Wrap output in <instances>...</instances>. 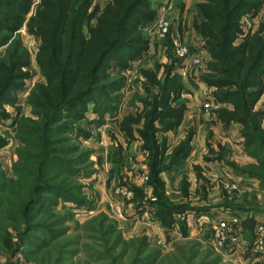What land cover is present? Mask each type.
Returning <instances> with one entry per match:
<instances>
[{
	"label": "rangeland",
	"instance_id": "374dc122",
	"mask_svg": "<svg viewBox=\"0 0 264 264\" xmlns=\"http://www.w3.org/2000/svg\"><path fill=\"white\" fill-rule=\"evenodd\" d=\"M158 1L142 29L148 51L122 73L124 86L106 94L118 101L96 96L80 116L53 125L28 102L42 80L36 39L19 30L17 53L24 57L13 67L7 62L13 45L0 46V84L8 85L0 99V264H264V244L257 252L252 247L258 227L264 231V147L253 155L236 127L223 130L210 121L217 105L203 106L211 99L201 81L204 59L196 55L200 40L190 39L189 29L180 33L182 19L172 15L178 0ZM199 1L182 3V12ZM262 3L254 17L242 18L245 33L264 23ZM164 6L169 33L160 36L154 20ZM176 35L188 56L201 61L183 75ZM171 70L184 85L181 99L198 114L191 111L192 122L186 117L167 143L163 165L155 166L140 141L125 142L116 122L149 107ZM257 107L264 108V87ZM182 145L185 156L193 150L183 166L184 157L173 158ZM215 220L235 230L222 250L211 242Z\"/></svg>",
	"mask_w": 264,
	"mask_h": 264
},
{
	"label": "trees",
	"instance_id": "16d2710c",
	"mask_svg": "<svg viewBox=\"0 0 264 264\" xmlns=\"http://www.w3.org/2000/svg\"><path fill=\"white\" fill-rule=\"evenodd\" d=\"M150 1L105 0L101 6L93 0H0V46L8 42L14 48L7 62L13 67L24 57L17 53L21 28L37 41L35 61L42 80L28 102L40 120L53 125L80 116L85 104L100 95L118 101L117 95L106 94L124 86L122 73L148 51L142 29L155 16ZM262 5V0H201L192 23L206 54L201 81L217 105L211 122L223 130L236 125L245 149H255L253 155L264 147V108L256 107L264 87V23L245 33L242 18L254 17ZM7 90V84H0V99ZM184 92L171 70L149 107L116 122L125 142L140 141V150L155 166L163 165L168 149L166 139L157 135L180 124L187 109ZM186 153L182 145L173 158Z\"/></svg>",
	"mask_w": 264,
	"mask_h": 264
},
{
	"label": "built area",
	"instance_id": "2783aa9c",
	"mask_svg": "<svg viewBox=\"0 0 264 264\" xmlns=\"http://www.w3.org/2000/svg\"><path fill=\"white\" fill-rule=\"evenodd\" d=\"M168 10V7H162L161 13H159L155 20H154V26L156 31L160 36H165L168 35V22L166 19V11ZM172 42L174 45V54L176 57L180 59L185 60V65L182 67V73L184 74V71L190 66V65H199L200 64V58L199 57H193V56H188L189 55V49L185 44H181L179 37L176 35L172 37ZM209 105H214L212 101H208L203 104L205 108L209 107ZM212 230H211V242L212 245L216 249H224L228 243L232 240V231L230 232V229L228 227V223L224 220H215L213 222ZM261 227V226H260ZM258 227L259 231L257 235H255L253 242H252V247L254 246L253 251L257 252L258 249L264 244V231H261V228Z\"/></svg>",
	"mask_w": 264,
	"mask_h": 264
},
{
	"label": "crops",
	"instance_id": "0c3cea01",
	"mask_svg": "<svg viewBox=\"0 0 264 264\" xmlns=\"http://www.w3.org/2000/svg\"><path fill=\"white\" fill-rule=\"evenodd\" d=\"M188 0H178L177 2L180 4V6L182 7V3H184V2H187ZM151 3V6L152 7H154L155 9L159 6V5H161V2H159L158 0H151L150 1ZM181 7H180V9H179V11H177V10H175V12L174 13H172V15H174V16H180V19H182V24H181V34H185L186 35V33L188 34V32H187V30L189 29V32L190 33H192L191 34V37H190V39L192 38V37H194V40H196V41H199L200 39L198 38V36L195 34V32L193 31V29H192V19H191V16H192V14H197L196 13V9L195 8H193V9H190V12H189V14L186 12V11H183L182 12V9H181ZM186 14H187V16H186ZM185 15V16H184ZM187 17V18H186ZM186 19V22H185V24H184V20ZM185 26V27H184ZM185 29V30H184ZM184 36V35H183ZM186 40H188L189 41V38H186ZM198 52H197V54L196 55H199V54H201V56L200 57H202L203 59L206 57V54H205V51L204 50H202L201 48H200V46H198ZM195 55V54H194ZM263 85H264V81H263ZM203 87H204V90L207 92V99L209 98V89H207V87L205 86V85H203ZM195 96V95H194ZM261 99H262V95H261V97H260V99L258 100V102H257V105H256V107L258 106V104H260V102H261ZM210 101V100H209ZM186 107H187V109H186V112H185V115H184V117H183V119L181 120V122H180V124L178 125V127L177 128H175L174 130H171V131H169V132H167V133H165V134H163L162 136L164 137V138H167V143H170V140H171V137H172V135L173 134H176V133H179L183 128H184V123H185V121H186V119L187 118H189L187 121L189 122V121H191L192 119H190L191 118V115L188 117V115L191 113V111L193 110L194 112H195V115L196 114H198V111L197 110H195V109H191L189 106H187L186 105ZM257 108H259V107H257ZM260 108H262V107H260ZM192 111V112H193ZM187 117V118H186ZM210 121H214V119L212 118V119H210ZM192 122V121H191ZM214 123V122H213ZM215 124L219 127V128H222L221 127V124L220 123H218V122H215ZM231 126H233V128H235L236 127V129H238V127L236 126V125H231ZM228 129V128H227ZM226 129V130H227ZM193 154V150L191 151V154H188L187 156H185L184 157V159L183 160H181V166H183L186 162L185 161H187L189 158H190V156ZM192 163H195V162H192Z\"/></svg>",
	"mask_w": 264,
	"mask_h": 264
}]
</instances>
